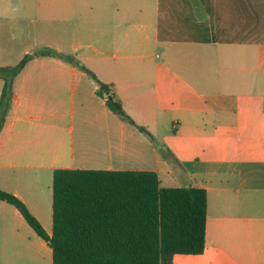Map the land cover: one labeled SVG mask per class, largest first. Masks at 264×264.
<instances>
[{
	"label": "crops",
	"instance_id": "obj_1",
	"mask_svg": "<svg viewBox=\"0 0 264 264\" xmlns=\"http://www.w3.org/2000/svg\"><path fill=\"white\" fill-rule=\"evenodd\" d=\"M42 49L111 86L152 139L86 73L35 58L0 132L1 190L51 235L54 170L153 171L162 187L207 193L203 253L171 264H264V0H0V66ZM0 264H52L2 201Z\"/></svg>",
	"mask_w": 264,
	"mask_h": 264
},
{
	"label": "trees",
	"instance_id": "obj_2",
	"mask_svg": "<svg viewBox=\"0 0 264 264\" xmlns=\"http://www.w3.org/2000/svg\"><path fill=\"white\" fill-rule=\"evenodd\" d=\"M38 57H54L86 73L109 110L152 139L126 114L111 86L98 81L74 56L49 49L27 54L14 66H0V132L15 78ZM0 201L13 206L48 244L52 264H171L174 255H200L205 248L206 190L162 187L153 171L54 170L51 235L15 195L0 189Z\"/></svg>",
	"mask_w": 264,
	"mask_h": 264
},
{
	"label": "rangeland",
	"instance_id": "obj_3",
	"mask_svg": "<svg viewBox=\"0 0 264 264\" xmlns=\"http://www.w3.org/2000/svg\"><path fill=\"white\" fill-rule=\"evenodd\" d=\"M164 152H165V150H164ZM42 184H43V185H46L45 182H43ZM176 185H177V184H176ZM40 191H41V193H43V192H44V189H41Z\"/></svg>",
	"mask_w": 264,
	"mask_h": 264
}]
</instances>
